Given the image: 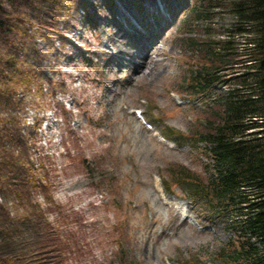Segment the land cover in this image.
Segmentation results:
<instances>
[{
  "label": "rangeland",
  "instance_id": "374dc122",
  "mask_svg": "<svg viewBox=\"0 0 264 264\" xmlns=\"http://www.w3.org/2000/svg\"><path fill=\"white\" fill-rule=\"evenodd\" d=\"M68 1L60 2L61 11L48 0H0V19L7 21L0 29V54L18 43L21 60L31 63L43 85L40 97L20 86L11 98L10 115L18 124L5 121L0 127L10 128L15 141L0 143V155L9 156L14 148L20 161L28 157L32 163L49 154L51 171L40 174L50 176L52 198L79 222L85 264H220L214 253L236 238L228 228L232 215L211 213L188 194L187 182L168 186L165 180L180 166L205 172L201 149L174 134H192L210 114L199 98L183 93L181 82L198 57V42L230 38L242 48L245 37L233 30L230 0H213L218 6L201 19L193 12L199 0H167L169 15H157L165 26L140 70L129 65V51L142 52L138 40L131 30L123 37L121 32L136 17L148 29L138 8L145 0ZM15 16L23 23L16 24ZM235 68L225 69L223 79L234 83ZM151 69L157 73L150 75ZM134 108H141L155 129L141 123ZM33 117L41 121L37 134L30 127ZM159 134L172 142L161 141ZM15 171L11 164L0 168V173ZM33 195L44 200L41 190ZM0 204V219L11 217L6 224L16 251L26 250L24 262H34L35 247H26L13 221L24 207L15 206L5 186ZM1 234L9 239L8 232Z\"/></svg>",
  "mask_w": 264,
  "mask_h": 264
},
{
  "label": "trees",
  "instance_id": "16d2710c",
  "mask_svg": "<svg viewBox=\"0 0 264 264\" xmlns=\"http://www.w3.org/2000/svg\"><path fill=\"white\" fill-rule=\"evenodd\" d=\"M48 1L63 11L62 0ZM212 1H198L193 10L196 19L208 18L211 7L218 6ZM229 8L236 17L234 32L245 37L242 48H236L230 38L198 42L195 55L198 57L181 82L186 96L201 98L209 105L206 112L210 114L192 134L174 132L201 149L206 156L205 172L202 175L184 166L176 167V171L169 168L174 173L165 181L168 186L187 182L186 191L208 206L211 213L232 215L229 227L236 239L214 253L216 260L221 264H264V0H230ZM13 20L16 24L23 23L20 16ZM6 23L0 19V29ZM55 26L54 31L63 36ZM19 49L20 45L15 43L13 51L0 54V105L4 107L10 105L20 85L26 91H31L34 85L37 90L34 96L42 94L41 75L33 71L28 60H21ZM231 67H236L232 75L234 83L231 78L223 79V71ZM6 71L10 73L8 78ZM217 85L225 87L219 91ZM5 121L18 124L13 116L7 120L0 117V125ZM38 127L39 120L33 126L35 134ZM33 138L34 135L30 137ZM7 141L14 143L15 134L7 126L0 127V143ZM11 151L10 158L0 155V168L11 164L18 174L0 173V191L5 186L14 197L15 206L24 207L13 219L15 231L25 237L26 247H35L37 256L34 262L25 263L26 250L19 247L16 251L13 230L6 224L11 222L7 214L0 219V264H85L79 222L72 221V215L65 214L63 206L52 198L50 176L43 174L47 181H42L40 170L51 171L48 167L51 157L42 154L39 161L29 163L28 157L20 161L22 154L16 155L14 148ZM12 177L15 181L6 183ZM36 190H41L43 201L33 195ZM4 232H8L9 239L1 234Z\"/></svg>",
  "mask_w": 264,
  "mask_h": 264
},
{
  "label": "bare ground",
  "instance_id": "6f19581e",
  "mask_svg": "<svg viewBox=\"0 0 264 264\" xmlns=\"http://www.w3.org/2000/svg\"><path fill=\"white\" fill-rule=\"evenodd\" d=\"M145 2H147V0H145ZM162 6H161V4ZM160 3L157 0H150L149 4H146V6L151 9L153 12L156 11V9L158 10V14L161 15H165L162 13V9L166 8V4H167V0H160ZM166 3V4H165ZM138 23H135L133 21L129 22L131 23V26L129 28H126V33L125 32H121L122 33V37L127 34L130 33L129 30H131V32H133V34L135 35V39L138 40V44L137 47L139 48V50H141L142 52L140 53H136L134 51H129V55L130 56V63L129 65L136 64V67L138 68V70L142 69V67L144 68L145 65H147V55L150 49H153L155 46V40L156 38L159 36V32L160 29L162 28V26H165V23L162 22H157V25H161V26H153L152 28L154 29L153 31L150 30H144L141 26L140 20L138 17H136ZM148 24H150V22L148 21ZM138 50V51H139ZM131 53V54H130ZM132 58V59H131ZM134 58V59H133ZM139 60V61H136ZM157 72L154 71V69H151L149 71L150 75H155Z\"/></svg>",
  "mask_w": 264,
  "mask_h": 264
}]
</instances>
